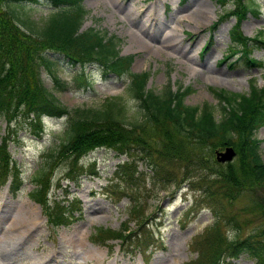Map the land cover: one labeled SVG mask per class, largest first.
Returning a JSON list of instances; mask_svg holds the SVG:
<instances>
[{
	"label": "rangeland",
	"instance_id": "rangeland-1",
	"mask_svg": "<svg viewBox=\"0 0 264 264\" xmlns=\"http://www.w3.org/2000/svg\"><path fill=\"white\" fill-rule=\"evenodd\" d=\"M197 2L205 7L201 12L195 11ZM257 2L261 8L256 13L248 12L241 23L244 34L251 37L261 30L264 32V0ZM84 6L88 14L83 29L95 27L120 38L121 55H135L131 71H150L148 87L156 92H161L168 84L174 89L179 85L191 86L193 92L186 97L185 103L202 106L204 103L218 105L214 88L245 93L250 91L253 81L264 88V66L249 67L244 61L231 66L230 59L222 62L236 19L223 20L212 29L223 13L216 0H85ZM228 8H232V3ZM26 10L34 18L41 19L53 8L41 0L26 5ZM208 41L211 44L204 49ZM252 48V56L264 62V47L252 43ZM46 56L53 64L50 68L40 66L42 82L69 108L97 105L108 96L127 92V75L104 74L98 64L82 67L80 63L72 64L63 55L51 52ZM207 63L215 67L214 72L208 69ZM53 75L67 88L57 87ZM80 77L88 78L91 86H79ZM129 115V121L140 118L138 102L130 101ZM65 120L44 117V133L37 137L24 119L8 130L0 116V136H9V150L23 178L20 190L14 195L9 191V182L0 186V264H187L197 261L205 231L214 216L201 191L191 186L190 181L181 179V174L177 176V186L160 183L153 189L150 184L132 188L135 196L141 197L142 206L140 213L129 214L133 201L131 190L118 172L121 163L135 157L138 169L147 173L146 182L149 183L153 172L149 163L142 159L144 153L140 152L135 156L119 155L113 149L99 147L80 161L69 158L60 164L53 172L54 184L47 200L63 199L66 192H70L82 202V214L69 225L50 226L44 208L30 192L40 188L33 177L44 165L43 152L53 150L64 135ZM8 131L12 133L8 134ZM256 135L263 141L261 155L264 160V125ZM217 149L224 147L203 150L207 161L214 163ZM236 161L237 158L234 163ZM71 170L75 176L69 175ZM117 189H123L125 193ZM220 203L242 224L240 238L252 234L261 238L263 234L255 228L264 227V216L252 210L251 197L247 193L241 194L230 205L225 199ZM134 215L140 217L139 222L133 218L129 224L134 231L125 244L112 240L111 245L102 246L91 241L98 227L119 229ZM16 219L21 220L17 226L13 224ZM146 229L154 235L148 238L147 250L137 246L138 231ZM222 231L229 238L236 235L232 225H222ZM224 264H255V259L242 253L237 258L226 256Z\"/></svg>",
	"mask_w": 264,
	"mask_h": 264
},
{
	"label": "trees",
	"instance_id": "trees-1",
	"mask_svg": "<svg viewBox=\"0 0 264 264\" xmlns=\"http://www.w3.org/2000/svg\"><path fill=\"white\" fill-rule=\"evenodd\" d=\"M40 1L0 0V116L9 127L24 119L37 136L43 131L44 115L66 117L64 136L52 151L43 153L44 165L34 176V181L43 188H37L32 196L35 199L41 197L47 220L54 226L68 224L72 218L70 208L78 210L76 202H71L70 208L63 200L48 204L46 195L52 172L58 164L69 158L78 161L98 147L112 148L120 154L137 155L140 152L152 168V189L160 183L179 185L177 176L181 174V179L190 181L191 186L201 191L211 208L214 221L205 231L199 259L187 264H224L226 256L237 258L242 253L254 258L255 264H264V227L255 228L263 234L261 238L254 234L240 238L242 224L220 203L225 199L230 205L241 194L247 193L251 197L252 210L264 216L263 141L256 135L264 125V88L258 87L255 81L250 92L245 93L214 88L218 105H188L185 99L193 92L191 86L179 85L174 89L168 84L161 92H156L148 87L150 71H131L135 56L121 55L120 38L95 27L83 29L88 14L84 0H45L53 10L36 19L26 10V5ZM216 1L224 8V13L212 29L228 17L237 19L230 32L232 42L222 62L236 56L231 65L242 60L250 67L264 66L252 56L251 44L264 47L263 31L254 37L241 31L247 13L258 11L257 1ZM230 3L233 7L227 9ZM48 52L84 66L99 63L105 74H129L126 94L108 96L97 105L69 108L42 82L40 66L50 68L53 64L45 56ZM79 79L80 86L92 84L88 79ZM54 81L59 86H66L56 75ZM130 101L138 102L141 113L135 121L128 120ZM226 145H233L237 150L235 163L224 165L216 160L212 163L204 157V149L208 151ZM8 146V137L0 136V185L10 176L11 191L16 193L22 177ZM118 175L127 181L131 190L129 195L133 201L129 214L140 213L141 197L135 196L132 188L137 189L140 184L146 187L147 173L139 171L133 160L121 164ZM133 218L139 222L140 217L134 215L119 229L98 227L92 234L93 242L105 245L112 239L127 241L134 231L129 225ZM222 225H232L236 235L233 238L224 235ZM138 236L143 238L138 239V247H147L148 238L153 237L148 229L138 231Z\"/></svg>",
	"mask_w": 264,
	"mask_h": 264
},
{
	"label": "water",
	"instance_id": "water-1",
	"mask_svg": "<svg viewBox=\"0 0 264 264\" xmlns=\"http://www.w3.org/2000/svg\"><path fill=\"white\" fill-rule=\"evenodd\" d=\"M216 155L218 161L225 163L234 159L236 151L233 146H227L225 150H217Z\"/></svg>",
	"mask_w": 264,
	"mask_h": 264
},
{
	"label": "bare ground",
	"instance_id": "bare-ground-1",
	"mask_svg": "<svg viewBox=\"0 0 264 264\" xmlns=\"http://www.w3.org/2000/svg\"><path fill=\"white\" fill-rule=\"evenodd\" d=\"M205 7L203 6V4H201L200 2H197L196 4H195V11H198V12H201L200 10H203ZM196 13V12H195ZM206 64V63H205ZM208 64V69L209 70H211L212 72H214L215 71V67L212 65V64H210V63H207ZM18 223H21V220L20 219H16L14 222H13V224L15 225V226H17L18 225ZM29 224V223H28ZM33 226H34V224H32ZM20 226V225H19ZM29 225H27V226H24V228H26V227H28ZM12 225H10V229L12 230ZM19 227H17L16 228V230L18 229ZM27 232H29V229H27ZM18 234H21V232H17ZM3 241H5V236H4V240ZM2 245H3V243H2ZM3 247H5V245H3ZM86 251V250H85ZM91 252V251H90ZM89 252V253H90ZM87 254H88V252H87ZM90 254H92V253H90ZM89 254V255H90ZM83 256H85V255H83ZM90 257V256H89ZM86 258L88 259V255L86 256ZM86 259V260H87ZM90 259V258H89Z\"/></svg>",
	"mask_w": 264,
	"mask_h": 264
}]
</instances>
